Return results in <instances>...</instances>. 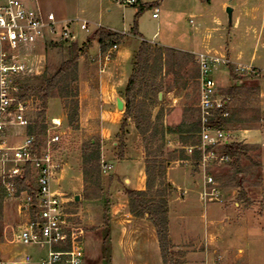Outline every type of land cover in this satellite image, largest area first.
<instances>
[{"label":"rangeland","instance_id":"rangeland-1","mask_svg":"<svg viewBox=\"0 0 264 264\" xmlns=\"http://www.w3.org/2000/svg\"><path fill=\"white\" fill-rule=\"evenodd\" d=\"M117 4L120 8H116L110 17L123 36L116 43L132 52L130 59L123 61L126 75L131 71V67L133 68L136 52L134 50H137L139 45L132 37V29H137V22L146 40H152V34L158 32L157 41L164 42L168 37L174 41V46L190 47L195 53H201V41L208 36L211 47L219 46L230 54L226 57L210 52L209 49L202 53L228 59L233 63L214 72L218 86L217 94L229 102V117L233 124L228 130L235 132L232 134L234 137L236 132L243 130H259L264 134V0H165L162 6L159 0H141L133 7L122 5L119 1ZM139 8L142 10L134 24V16ZM155 8H158V19L152 18ZM226 8L233 10L231 22ZM100 24L105 25L103 22ZM95 29L90 26L87 32H79L74 43L83 47L85 40L91 38ZM68 45L50 43L39 49L43 55L38 62V70L33 69L27 78L30 87L38 85L39 80L36 78H41L43 74L50 77L55 73L66 59ZM97 46L94 43L86 54L82 51L78 62L77 124L68 126L65 101L60 97L58 90L52 93L47 103L44 123L49 126L52 119L59 121L60 127L56 132L62 134L63 143L60 153L63 169L51 182V191L60 194L64 199L63 208L69 237L80 244L86 264H162L153 237H149L146 229L138 224V219L130 214L129 202L123 190L125 185L121 178H137L141 165L145 166L146 144L135 128L129 130L130 125L134 127L129 121L123 138L122 155L124 156L127 150L132 153L128 155L127 161L118 162L122 160L118 156L123 111L115 108L109 111L103 107L99 92V77L108 70L115 55L110 54V60L107 61L104 59L105 55L98 53ZM228 57H239L240 60L233 61ZM154 73V85L160 86L162 91L158 94L161 95L160 100L158 99L159 105L150 110L152 119L161 111L164 129L173 130L183 123L196 122L199 94L197 56L179 52L175 55L166 51L162 57L161 72L157 69ZM151 79L149 84L153 81ZM69 101L70 99L66 100ZM28 103L29 118L34 121L40 111L38 99L30 97ZM173 105L174 108H171ZM88 106H92L91 113ZM168 116L175 117L177 122L180 121L179 125L167 127ZM253 136L255 139L250 140L259 139V135ZM197 141L195 139L196 144ZM89 144L100 149L98 184L90 181L84 183L81 178L82 152ZM246 145L251 147L247 157H241L237 162H215L210 164L204 173L206 178L212 179L213 187L218 190L220 196L225 192L223 190H226V193H229L230 189L236 191L235 201L239 204L236 211L240 215L246 213L247 219L249 218L243 235L238 236L235 232L238 224H235L234 218L224 213L220 215L224 231L220 235L223 244L220 246L221 259L218 257L216 260L218 264H264V164L260 146ZM184 147L188 146L180 147L173 142L168 145V142L164 141V158L166 154L182 150ZM184 153L187 156L185 150ZM187 160L189 165H181H186L191 175L201 181L202 185L204 176L201 167L195 165L193 157H188ZM139 161H143V164L140 165ZM179 174L177 169L172 171L171 178L174 182L178 180ZM211 186H208V189ZM132 187L129 188L132 190ZM75 196H78V201H74ZM25 198V193L15 197L4 189L0 208V264L11 260L19 263L26 256H30L35 263L46 255L47 248L40 250L35 246L25 247L14 241L18 226L28 217L22 209ZM213 203L220 205L222 210L226 209V212L228 207L235 211V207L223 199L220 204L215 201ZM174 207L178 209L177 205ZM180 227L184 226H178L179 229ZM184 231L196 236L201 233L203 239V221L197 218L186 221ZM239 249L242 253L238 252ZM197 251L195 241L185 246H173L171 250L172 257L178 264H197L193 258Z\"/></svg>","mask_w":264,"mask_h":264},{"label":"built area","instance_id":"built-area-1","mask_svg":"<svg viewBox=\"0 0 264 264\" xmlns=\"http://www.w3.org/2000/svg\"><path fill=\"white\" fill-rule=\"evenodd\" d=\"M122 5L135 6L136 0H120ZM158 9L153 10L156 18ZM90 26L99 25L74 18L58 21L54 15L44 17L29 10L23 0H0V181L8 194L15 193L16 178L30 172L35 202L25 194L22 209L27 220L18 226L14 241L21 246L47 248L44 258L33 262L30 256L22 264H86L79 243L70 239L64 214V199L51 191V182L62 171L60 159L62 134L56 132L60 123L51 120L42 135L28 134L34 126L29 118L28 100L20 99L18 82L28 78L32 70L20 59L17 52L39 42L71 44L77 41L78 32H87ZM114 45L110 51L115 50ZM198 142L184 150L188 157L199 155L197 165L203 173L201 197L206 201L222 203L211 178L205 169L215 162L226 163L230 159L218 154L224 145L232 144L231 135L214 125L219 117H228L224 100L217 94L215 71L233 64L228 59L198 54ZM110 60L108 53L104 57ZM249 69V67H247ZM215 69V70H214ZM104 172V170H103ZM211 188L208 189V186Z\"/></svg>","mask_w":264,"mask_h":264},{"label":"trees","instance_id":"trees-1","mask_svg":"<svg viewBox=\"0 0 264 264\" xmlns=\"http://www.w3.org/2000/svg\"><path fill=\"white\" fill-rule=\"evenodd\" d=\"M161 1V0H159ZM141 8L134 16V24L141 13ZM135 26V25H134ZM118 36L111 31L100 28L96 30L91 38L87 39L83 47L76 43H71L66 47V59L60 64L55 73L48 77L43 74L39 84L30 87L28 80L22 79L18 82L20 89V99L28 100L36 97L39 102L40 111L34 120V126L28 130V134L35 133L42 135L45 131V114L48 100L52 93L58 90L60 97L65 101L66 121L69 127H73L78 122V93L76 89L78 62L83 51L84 54L92 48L94 43L99 47L101 53H105L109 48L116 45ZM170 51L177 55L178 52L168 49L151 47L146 42H142L134 54L133 68L128 78L126 87L120 94L124 100L123 119L120 128L119 156L123 157V138L125 136L128 122L131 121L137 134L142 138L145 145V189L143 191L126 190L125 195L129 202L130 214L137 219H146L155 230L159 253L162 264H178L172 257V244L169 237L168 228V201L173 189L167 183L165 173L167 166L175 161L187 160L188 157L182 150L173 151L166 154L164 158L165 135L175 132L183 137V146H195V139L198 140L199 121L190 124H181L176 129L165 128L162 123V112L158 111L152 119L151 109L156 108L160 101L158 94L162 91L160 86L154 85L155 70L161 72L163 53ZM156 55V56H155ZM150 78L153 79L149 84ZM151 79V80H152ZM66 102V100H69ZM233 121L231 117L219 116L214 120V125L220 129H227ZM198 142V141H197ZM251 147L241 143L224 145L220 149V154L237 162L241 157H247ZM199 160V155L195 153L193 161L195 165ZM82 179L84 183L100 181V149L98 146L89 144L82 152ZM30 172L23 175L22 179L16 178L15 197L25 193L32 204L35 202V191L32 189ZM237 173L234 174L236 179ZM239 187V186H238ZM244 195V193H242ZM241 194V195H242ZM4 196V187L0 181V208Z\"/></svg>","mask_w":264,"mask_h":264},{"label":"crops","instance_id":"crops-1","mask_svg":"<svg viewBox=\"0 0 264 264\" xmlns=\"http://www.w3.org/2000/svg\"><path fill=\"white\" fill-rule=\"evenodd\" d=\"M23 1L25 2L29 10L34 11L35 13H38L43 17L47 14H52L58 21L80 18L89 22L91 25H99L100 28L113 32L118 36L119 39L123 36V33L117 30L116 28L117 26L113 24V21L111 20L110 17V14H112V12L116 10V8H120V6L117 4L118 1L120 2V0H23ZM140 2L141 0H136V3H140ZM164 2L165 0H161L160 5L162 6ZM232 13H231V17H232ZM153 19H158V16ZM100 22L105 23V25L102 26ZM136 27H137L136 30L135 28L132 29L134 31L132 37L139 42L138 48L142 42H146L151 47L173 50L179 53H187L190 55L203 54L202 51L208 49L210 52L217 53L218 55H222V56L226 55V57L227 55L229 56L230 54L229 52H225L221 50L219 46L215 48L211 47L212 44H210V39L208 36H205V39L203 38V41H201V53H195L191 51L190 47L182 48V47L174 46L173 45L174 41L170 40V38L168 37L164 39V42L157 41V38L159 37L158 32H154L152 34L151 36L152 40L150 41L146 40L143 36V33L140 31L141 28L139 22H137ZM95 31L96 29L91 33V36ZM87 39L85 41H87ZM46 44L49 45L50 43L47 41L39 42L32 47H27L22 49L17 53V55H21L20 59L23 62H25V64L31 70L35 69V71H37L38 68L40 67L38 65V62L42 58L41 55H43L39 52V49L43 48ZM187 45L189 46L190 43ZM137 50L134 51L137 52ZM89 51L90 50H88V52ZM99 52L100 50L98 48V53ZM108 53L114 54L115 56L111 60V65L108 68V70L104 71L99 77L100 80L99 92L101 94V101L103 104L102 106L106 107L108 110L112 108L117 109L116 100L119 99L123 103V110H124V100L121 98L118 92L123 91V89L126 87L128 78L131 74L132 67L129 74L126 75L127 72H125V69L123 67V61L126 60L128 61L132 55V52H128L126 49H123L116 44V49L112 51H108ZM108 53L100 52L101 55H107ZM228 58H231V60L233 61L240 60L239 57L236 58L228 57ZM216 87L218 88L217 83H216ZM160 98L161 97L158 96L159 100ZM223 100L226 106V111L229 114L228 99H223ZM172 102L175 101L172 100ZM80 103L82 104V102ZM87 108L89 110V113H91L92 106H88ZM171 108H174V105ZM109 113L111 114V112ZM172 116L167 117L168 119V122H166L167 127L179 125L180 121L177 122V119ZM188 124L190 123H187V125ZM132 128L134 127L130 125L129 130H131ZM225 130L230 133L232 144L245 143L244 145L246 144L259 145L261 148L260 151H261L262 164H264V134H262L259 130H243L236 132L235 134L236 137H234V135L232 134L235 132H230L228 128ZM253 135L256 136L259 135V139L256 141L250 140L251 138L255 139ZM165 137H166L165 141L168 142V145H172L173 142L180 145V147H182L180 140L183 137L180 134H175V132H169L165 135ZM130 153L127 150L125 155L122 157V160L118 162L123 163L124 161H127L128 155ZM141 163L143 164V161L140 162V165ZM181 164L189 165L188 160H182V161L178 160L170 163L167 166L165 173L166 181L171 185V188L173 189L171 197L169 198L168 201V228H169L170 242L172 246L177 247V246H185L189 242L195 241L198 251L194 254L193 258L197 261V264H218L216 260L218 257L221 259L220 246L223 244L221 243L222 240H220V235L224 231V225H221L222 216L220 217V215L224 213L226 214V216L231 215V217L234 218L235 224L236 225L238 224V228L235 230L238 236L243 235L247 227V222L249 223L248 221L249 218L247 219L246 213L245 215L243 213L242 215H240L239 212L236 211V208H239V204L235 201L236 191H234L233 189H230L231 191H229V193H226L227 191L223 190V192L225 191L224 192L225 194L221 193L220 197L226 203L228 202L231 203L232 204L231 206L235 207V211L232 208L228 207L226 212V209L222 210V207L220 205L214 204L212 201H206V199L203 200V198L201 197L203 191V184L201 185V181H198L196 178L193 177V175H191V171L186 165H181ZM110 168L112 169V167ZM144 169L145 166L143 164V166L141 165V168L138 170V175L136 179L135 178L132 179L127 176H121L123 184L125 185L123 188L124 191L131 190L129 188L130 186H133L131 191H143L145 189ZM176 169L180 171V174L178 180L174 182L171 178V173L173 170ZM121 173L123 172L121 171ZM115 175L117 176V174ZM81 178H82V174H81ZM207 203H212V204H207ZM175 205L178 206V209L174 207ZM171 215H173L172 218ZM193 218H197L200 221L201 220L203 221L205 227L203 239H201V233L200 235L196 236L194 235V233L184 231L186 229V221H189ZM137 222L140 226L146 229L145 231H147L146 233H148L149 237L151 238L153 237L155 244L158 247L155 230L152 227V225L146 219H142V220L138 219ZM172 226L173 229L171 228ZM178 226H184V227H180L181 229H179ZM158 252H159V248H158ZM238 252L242 253L240 249L238 250ZM19 263L21 264L23 263V261ZM19 263L16 261L12 262L11 260L8 261L6 264H19Z\"/></svg>","mask_w":264,"mask_h":264},{"label":"water","instance_id":"water-1","mask_svg":"<svg viewBox=\"0 0 264 264\" xmlns=\"http://www.w3.org/2000/svg\"><path fill=\"white\" fill-rule=\"evenodd\" d=\"M231 13H232V9L226 8V14L228 16L229 22H231ZM116 107L119 111L123 110V103L119 99L116 100ZM74 201H78V196H75Z\"/></svg>","mask_w":264,"mask_h":264}]
</instances>
